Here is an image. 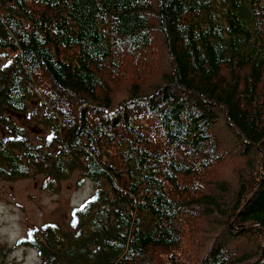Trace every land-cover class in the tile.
<instances>
[{
	"label": "trees",
	"instance_id": "16d2710c",
	"mask_svg": "<svg viewBox=\"0 0 264 264\" xmlns=\"http://www.w3.org/2000/svg\"><path fill=\"white\" fill-rule=\"evenodd\" d=\"M151 14L171 73L153 93L138 86L113 108L112 92H97L100 74L113 67L116 78L121 55L137 61L150 52ZM0 49L12 53L0 67V124L8 134L0 138V178L45 174L53 188L80 171L96 184L71 210L67 229L30 228L17 247L37 251L40 264H155V251L177 250L184 238L181 205L169 191L178 168L159 170L183 151L197 155L184 173L205 169L212 128L224 119L242 137V153L261 158L238 186L232 222L223 218L199 264L264 262V0H0ZM44 76L51 82L45 99ZM36 100L50 127L48 148L35 147L9 120ZM204 199L216 204L212 196L192 203ZM0 264L15 263L4 256Z\"/></svg>",
	"mask_w": 264,
	"mask_h": 264
},
{
	"label": "rangeland",
	"instance_id": "374dc122",
	"mask_svg": "<svg viewBox=\"0 0 264 264\" xmlns=\"http://www.w3.org/2000/svg\"><path fill=\"white\" fill-rule=\"evenodd\" d=\"M29 4L34 6L31 1ZM150 20L152 36L150 52L137 61L121 55L124 66L122 69L119 67L117 71L119 76L116 78L113 67L100 74L102 83L99 84L97 92H112L113 108L126 100L129 93L137 90L138 86L147 94L153 93L156 86L162 83L164 76L171 73L170 57L153 14ZM11 56L10 51L0 49V67ZM50 89V79L44 76V91H40L43 99L51 94ZM259 101L264 106V84ZM32 103L29 106V113H10L12 116L9 120L13 124L25 127L35 147L41 149L47 147L45 144L50 127L43 123L45 120L43 107L37 106V100ZM29 114L32 115L31 118ZM6 136H8L6 128L0 124V138ZM240 144L242 137L229 125V121L227 123L221 119L212 128L210 146L214 151L205 159L207 164L205 169L196 164L192 172L184 173L185 167L193 163L195 161L193 158H197V155L186 154L183 151L182 158L177 154L168 156L159 174L164 175L165 170L172 165L178 168V171L174 172L177 175L176 186H169V191L174 202L179 201L181 205L184 238L183 244L177 250L155 251V264H199L210 245L224 229L223 218H228V221L232 222L230 215L236 202L238 186L255 175L261 158L258 152L243 154L238 146ZM166 147L165 142L162 149ZM46 178L47 175L38 173L24 179L0 178V259L6 256L8 262L15 264H40L42 259L37 251L17 247L19 239L26 235L28 229L46 223H57L67 229L71 210L83 205L95 191L96 184L83 179L80 171H75L72 176L57 182L54 181L53 188L49 187ZM48 178L54 180L52 175ZM205 196H212L216 204L211 205L206 199L202 200L203 206L192 203ZM235 244L238 251L241 243ZM243 244L248 248L252 246L249 243ZM233 247L231 244L227 247L231 252V259L235 256ZM247 253L240 252L238 255L246 257Z\"/></svg>",
	"mask_w": 264,
	"mask_h": 264
},
{
	"label": "bare ground",
	"instance_id": "6f19581e",
	"mask_svg": "<svg viewBox=\"0 0 264 264\" xmlns=\"http://www.w3.org/2000/svg\"><path fill=\"white\" fill-rule=\"evenodd\" d=\"M194 109V108H193ZM227 247V246H226Z\"/></svg>",
	"mask_w": 264,
	"mask_h": 264
},
{
	"label": "water",
	"instance_id": "95a60500",
	"mask_svg": "<svg viewBox=\"0 0 264 264\" xmlns=\"http://www.w3.org/2000/svg\"><path fill=\"white\" fill-rule=\"evenodd\" d=\"M10 1H12V0H10Z\"/></svg>",
	"mask_w": 264,
	"mask_h": 264
}]
</instances>
